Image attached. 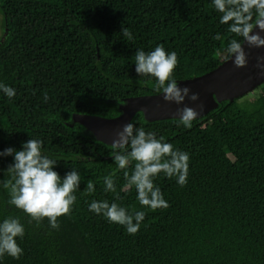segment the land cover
I'll return each mask as SVG.
<instances>
[{
  "label": "trees",
  "instance_id": "16d2710c",
  "mask_svg": "<svg viewBox=\"0 0 264 264\" xmlns=\"http://www.w3.org/2000/svg\"><path fill=\"white\" fill-rule=\"evenodd\" d=\"M218 17L210 0H0V82L16 92L11 99L0 94V151L40 138L42 152L58 160V175L81 174L72 212L57 218V230L47 218L29 222L0 188V218L19 216L25 225L17 241L23 255L5 256L3 264H264V84L220 103L189 129L135 114L134 127L190 157L183 187L155 178L169 205L155 211L141 208L134 188L123 189L112 147L71 122L72 114L115 118L124 99L160 93L134 71L138 48L175 51L177 81L215 69L224 61L218 52L236 38ZM11 162L0 158V181L9 179ZM109 174L116 193L103 191ZM114 196L145 211L135 235L87 210L88 201Z\"/></svg>",
  "mask_w": 264,
  "mask_h": 264
},
{
  "label": "clouds",
  "instance_id": "9594fccd",
  "mask_svg": "<svg viewBox=\"0 0 264 264\" xmlns=\"http://www.w3.org/2000/svg\"><path fill=\"white\" fill-rule=\"evenodd\" d=\"M215 12L219 13L218 23L226 25V31L236 38L231 39L222 52L224 60H231L239 68L247 63L243 45L249 48L264 46V0H210ZM122 35L132 40V34L121 28ZM212 39H219V33H214ZM134 71L138 76L154 80V89L160 90L165 102L183 104L185 97L189 101H196L197 95L190 94L187 86H180L173 78V71L177 66V53L166 52L160 44L150 51L136 49L134 53ZM264 57H257L256 68L264 74ZM0 94L11 99L16 94L15 88L0 82ZM46 102L48 97H43ZM193 108L184 106L177 109L175 117L177 126L185 129L192 127V122L198 118ZM116 139L111 143L112 162L116 168L122 170L125 184L123 189H135V199L141 208L155 211L167 208L160 187L154 184L158 174L165 178L174 179L175 183L183 187L189 175V153L157 136L154 131H145L142 127H134L130 121L116 133ZM11 156L8 165L9 179L0 181V188L7 190L6 203L27 216L29 222L39 225L47 218L49 229L59 228L58 217L71 214L77 199L75 193L79 189L81 174L76 169L65 172L63 177L54 171L57 159L42 152L40 138H28L22 141L19 149L6 147L0 151V158ZM129 166L131 170L129 171ZM86 189L89 194L95 192L93 183L88 182ZM103 191L116 193L115 178L112 174L103 177ZM122 197L114 196L108 199H92L87 202V210L106 220L110 224L122 226L128 235H135L141 221L145 218V211H131L118 200ZM25 235V225L19 216H5L0 218V264L5 256L19 259L23 249L17 243Z\"/></svg>",
  "mask_w": 264,
  "mask_h": 264
},
{
  "label": "water",
  "instance_id": "95a60500",
  "mask_svg": "<svg viewBox=\"0 0 264 264\" xmlns=\"http://www.w3.org/2000/svg\"><path fill=\"white\" fill-rule=\"evenodd\" d=\"M264 37V32L260 33ZM247 63L235 67L231 60L222 61L215 69L190 79L177 81L180 86H187L197 95L196 101L187 97L183 104L165 102L162 93L126 98L118 105L119 115L115 118H103L93 115L72 114V124H78L98 142L111 146L116 133L132 120L136 113H141L146 122L172 120L177 116V109L184 106L193 108L202 118L222 102H232L254 92L264 84V74L256 68L257 57H264V46L249 48L243 45ZM264 63V61H262ZM196 120V119H195ZM112 147V146H111Z\"/></svg>",
  "mask_w": 264,
  "mask_h": 264
},
{
  "label": "rangeland",
  "instance_id": "374dc122",
  "mask_svg": "<svg viewBox=\"0 0 264 264\" xmlns=\"http://www.w3.org/2000/svg\"><path fill=\"white\" fill-rule=\"evenodd\" d=\"M256 91L252 92V93H255ZM248 95V94H247Z\"/></svg>",
  "mask_w": 264,
  "mask_h": 264
}]
</instances>
